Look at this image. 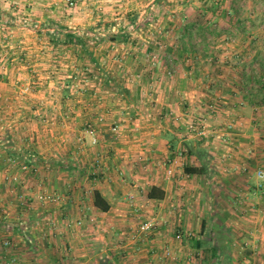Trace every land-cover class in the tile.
Segmentation results:
<instances>
[{"label": "crops", "instance_id": "1", "mask_svg": "<svg viewBox=\"0 0 264 264\" xmlns=\"http://www.w3.org/2000/svg\"><path fill=\"white\" fill-rule=\"evenodd\" d=\"M94 1L78 0L81 11L77 13L74 10L76 16L65 0H0V89L17 84L23 76H27L23 73L25 70L35 68L32 65V56L40 50L39 47H34L35 40H53L49 45L43 46L46 49L44 53L48 51L51 54V58H47L44 64L53 62L59 70H64V66H69L70 69L77 67L79 70L84 67L94 68L91 60L81 59L83 53H86L82 48L67 45L64 40L67 35H75L83 39L88 47L86 37H99L100 41L105 38V33L86 32L87 29H83L86 27L81 26L77 29L61 27L64 22L75 21L77 24L87 20L88 17L82 9L95 6L97 3ZM98 1L102 6L109 1L113 4L123 3L116 0ZM143 1L147 2L146 7L154 6V2L157 4V0ZM214 5L223 7L224 3L215 2ZM12 7L17 8V11L4 13ZM48 9H51V17L44 13ZM117 16L115 20L123 19V16L129 19L132 17L129 11L126 15ZM225 16V13L216 14L218 22ZM170 18L167 17L166 20ZM182 19L186 23L177 35L181 45L175 44L176 36L172 30L158 32V39H170L171 35V43L167 42L159 47L150 44L149 39L152 37L148 35V31L123 34L124 31L119 30L115 35H110L112 40L106 46L109 50L103 51L104 41L87 48L93 57L96 56L94 59L98 65L95 66H103L100 68L103 72L101 78L96 82L99 86L102 84V87H105L107 76L103 69L107 66L106 58L99 57L103 53L134 55L131 64L137 71L145 66L144 52L154 54L156 50L163 49L167 55L172 54L174 59L168 61L165 56L164 65L158 67V71L157 64H152L155 69L151 71L149 78L140 73L134 81L124 80L123 83L127 82L124 88L130 91L128 96L120 94L118 88L112 94L103 95L96 91L89 96L64 95L59 91L46 98L57 107L56 112V109L49 111L53 125L50 128L42 126V130L35 131H31L34 128L30 129L31 117H25L26 124L16 122L27 111L6 109L8 125L0 126V131L16 134V137L18 134L25 135V143L28 140H36V143L21 146L19 143L22 140L16 142L11 138L12 143L9 146L0 144V264H99L101 260L112 264H160V261L162 264H186L195 261L193 252L199 254V250L206 246H213L209 260L219 262L216 248L220 245L215 246L214 241L210 245L206 238L189 241L178 233V236L175 235L179 230L188 232L197 228L202 233L203 223L208 227V222L203 218L199 224L194 223L192 213H185L180 205L186 197L199 198L212 191L215 177L225 167L227 171L232 169L239 174V170L244 171L242 168L246 166V172L250 173L252 170V175L257 169H264V112L259 111L262 109L258 107L252 108L253 99L261 102L264 96H256L255 86L261 84L257 70H254L255 73L249 80H245L244 84L249 83L250 90L246 91L248 96L243 95L246 103L237 101L240 98L237 87L241 86L237 80L240 78L229 81L224 79L223 72L226 69L223 67H217L222 72L213 78L211 85L208 83L209 88L206 89L207 84L196 78L201 62L198 57L195 60L190 57L200 52L218 54V51L214 48L210 51L205 45L198 51L200 45L197 48L198 45L194 44L192 38L202 39L208 34L201 27L199 30L195 29L200 21L191 19L189 13L183 15ZM239 20L243 25V17ZM228 21L232 22L231 19ZM48 22L55 27L50 33L39 29ZM31 25L36 26V29H31ZM224 30L223 33L229 36L238 32L227 28ZM116 39L123 40L119 42ZM147 39L150 45L142 42ZM219 52L225 54L224 51ZM215 59L212 65L218 66V58ZM174 67H186L189 72H183L180 76L170 74L171 77H168L164 74L159 77V70H172ZM110 76L119 81L113 74ZM85 80L89 81L88 78ZM131 82L137 84L135 93L132 91ZM41 83L48 84L46 81ZM0 98L10 100L12 106H15L17 100L14 96L7 95H0ZM35 102L39 106L44 101L38 99ZM38 106H35L37 111ZM3 112L0 111V116ZM129 112H135L133 114L138 117V121L135 118L137 124L130 125L127 121L123 124V116ZM62 117L70 121L67 124L61 122V126L58 125L57 128L54 120ZM193 122L204 123L213 134L207 139L187 136L186 127ZM116 123L121 126V134L118 135L111 131L112 125ZM89 128L94 129L97 136L95 145L91 143ZM55 133L57 143L55 140L52 143L49 137ZM221 136L223 140L218 139ZM226 140H229L228 144ZM198 144L207 154L208 174L190 176L184 172V167L187 164L200 167L201 161L188 156L186 152L191 146ZM181 151H184V155L179 157L177 153ZM20 153L24 157L22 164H28L30 168L21 171V174L15 172L9 162L11 157ZM170 159L174 161L173 177L167 175ZM241 175L238 178L240 181L251 184L248 185V195L259 192L250 176ZM14 177L18 181H14ZM215 182L218 183V180ZM152 187L163 191L164 198L148 199L147 195ZM38 188L56 195L59 201L53 204L38 203ZM95 190L110 204L107 212L94 206ZM129 195L135 197V203L127 200ZM146 214L149 219L153 217V220H159V228L141 236L137 232L138 220ZM194 241H202L203 247L195 248ZM249 242L252 247H264V239L260 243ZM230 244L227 241L225 245Z\"/></svg>", "mask_w": 264, "mask_h": 264}, {"label": "rangeland", "instance_id": "2", "mask_svg": "<svg viewBox=\"0 0 264 264\" xmlns=\"http://www.w3.org/2000/svg\"><path fill=\"white\" fill-rule=\"evenodd\" d=\"M116 1L123 3L113 4L112 1H109L111 6H107L110 5L107 2L104 3L106 4L105 6H102V4H100L98 0H95L94 2L97 3L95 4V6H86L85 9H82L83 11H85L84 13L88 17L87 20H84L81 23L77 22V24L75 21L64 22L61 27L77 29L81 26L86 27L83 28L87 29L85 30L86 32L105 33V38L103 37L100 40L104 41V43H102V47L104 49L103 51L109 50V48H106V46L110 43V40H112L110 38V35H115V33H117V31L119 30L124 31L123 34H126L128 32L134 33L135 31H148V35L152 37L151 39H149V42L150 44L153 43V46L155 47L166 45L167 42L171 43V35L169 36L170 39H158L156 35H159L158 32L172 30L174 31V34L176 36L175 44L177 43L178 45H181V43L178 42L179 38L177 37V35L179 31H182L183 25H185L186 23L182 22V16L189 13V17L191 19L200 21L197 22L198 25L195 29L199 30V28L201 27L202 30H204L208 34V36L202 39L201 37L192 38L194 39L195 45H200L198 51L204 45L210 51H213V48L215 49V51H218V54H215L213 52H200V54L197 53L190 57V59L192 60H195L196 57H198L199 61L201 62V64H199V67L197 68L198 71L196 78H200V81L207 84L205 88L207 87L206 89H208V86L213 83L211 82L213 78L222 72L219 71V68L217 67H223L224 69H226L223 72L224 79H228L229 81V79L240 78L241 81L237 80V82L241 84V86L237 87L240 96L239 100L237 101H240V103H246L244 96H248L246 91L249 92L250 90L248 88L249 83L247 85H245L244 83L246 82V79L249 80L250 77H252V74L255 73L254 70H257L256 74L259 76L261 84H257L255 86L257 94L256 96H264V39L260 37H264V0H157V4L156 2H154V6L151 7H146L145 3L147 2H144L143 0ZM215 2H223L225 6H215ZM75 3V6L69 8L73 9V13H75V15L77 16L76 11L77 13H80L81 9H79L78 0H75ZM12 8L7 9V11L4 13H12L17 11V8ZM218 9H220V11H218ZM50 10L51 9H48V11L44 13H48L47 16L51 17L52 14L50 13ZM128 11L129 15L132 16L130 19L126 16H123V19L115 20L118 18L117 14L126 15ZM223 13L227 14V16L223 17L222 20L220 19L221 22H218L216 14L221 15ZM78 15L82 16L81 14ZM172 16H174V18ZM167 17H171L170 20H166ZM240 17H243V19L245 20V22L243 21V25H241V23L239 22ZM158 18L160 20L156 21L155 19ZM235 18H237L238 21ZM229 19H231L232 24L228 21ZM49 23L51 22L41 25L39 29L46 32L55 29V27ZM30 28L36 29V26L31 25ZM225 28L237 30L238 32L235 35L232 34V36H229L223 33L225 31ZM14 31H16V29ZM248 33L249 37H247ZM91 37L92 36H88L85 38L88 47H93L99 44V37ZM116 40L122 42L123 39ZM46 41H48V43H46ZM147 41L148 39L142 42L145 45H148L149 43H147ZM49 42H53V40H49L48 38L46 40L45 38L42 40H35L34 47L40 48L39 52L37 51L38 53L36 52L32 56V60L34 61L32 62V65L35 68H32L30 71L25 70L23 73L27 74V76H23V79H20L17 84L13 86H4L3 89H0V95L14 96V98L17 99H15L17 102L14 103L15 106H12V103H9L10 100L0 98V111H4L0 116V126L6 127V125H8V122L6 123V109H18V111L20 112L27 111L25 112L24 116L21 115L17 118L16 122L18 124H26L27 121H25L24 119L27 116L31 117V120L29 121V123H31L30 129L34 128V130L31 131H35L36 129L42 130V126H47L50 128L53 125V121L51 120L52 116L51 112L49 111L50 109H56V112L57 107H54L53 102H51L49 98L46 99L47 97L53 96L54 94L56 95L57 92L59 93V91H62L64 95L72 94L73 96H89L91 93L96 91L101 92L103 95H108V93L112 94L113 92H117L119 90H117V88L124 87V85H126L127 82L123 83L124 80L126 81L129 79L134 81V79H137V75H139L140 73L142 76H146V78H149L151 75V71L155 69V66L153 67L152 64H157L156 68L158 71V67H163L164 65L163 62L165 56L167 57L168 61L174 59L172 57V54L168 53L167 55L166 51L164 53L163 49L156 50L154 54H148L144 52L143 55L145 61H143V63L145 66H143V68H139V71H137L135 70V66L131 64L132 56L134 57V55L132 54L129 55L128 53H125L120 55L117 53L107 52L104 55V53L102 52L103 54L99 55L100 53H97L99 57L103 56L104 58H106L107 62L106 68H103L106 71L104 72L107 73V76L105 78V87H102V84L100 86L96 84V82L101 78V73H103L100 69L102 65L100 67H97L94 64V68L93 66L91 68L88 67V69H85L84 67L82 70L77 69V67H73L70 69L69 66H64V70H59L57 69V64H54L53 62H47L44 64V62L47 61V58H51V54H49L48 51L44 53V50L46 49L43 47L49 45ZM199 45L196 47L198 48ZM133 46L134 45H132V47ZM245 47L249 48V50H247V48ZM250 50H252V52ZM219 51H224L225 54H221ZM160 55H162V57H160ZM215 57L218 58V66L212 65L216 60ZM94 58H96V56H94ZM81 59H86L88 61L91 60L86 53H83V57ZM108 60L111 61L108 63ZM119 64H121L122 66H119ZM150 67H152V69ZM177 68L178 67H174L172 68V70H165L162 68L161 71L159 70V77H162L164 74V76L168 77H171L170 74L174 76H180L183 72H189L186 67L180 68L181 70ZM97 72L99 73V76L97 75ZM194 73L195 72L192 73V76H194ZM112 74L119 79L118 82L116 79H113V77L110 76ZM129 75L132 76L129 77ZM85 78H88L89 81H86ZM45 81L48 82V84L41 83ZM58 81L60 82L57 83ZM136 85L137 84H135L134 82H131V86L133 89L132 91L134 93ZM57 88H59V90H57ZM112 88L115 91H113ZM38 99H40V101H44L42 105L38 106L37 102H35ZM135 99L136 97L134 98V100ZM253 103L254 105L252 108L258 107L259 109H262L259 111L264 112V99H262L261 102H255V100L253 99ZM35 106H38L39 111H37ZM40 109H42V111ZM42 112L46 114L43 115ZM133 113L135 112H129L128 114H125L123 116L125 117L123 118L125 119L123 124H125L126 121L130 125L138 123V117L134 116ZM135 118H137V121L135 120ZM69 121L70 120L65 117H62L60 120H58L57 118L54 120L57 128L59 127L58 125L61 126V122L67 124L69 123ZM114 125H118L120 127L119 134H121L120 124H113L112 127ZM205 127L206 129H209L208 126ZM90 129L92 128H89L88 131ZM227 130L229 131L230 129L227 128ZM56 133L49 137L52 140V143L54 140L55 143H57V139H55L57 138ZM10 135H12V137ZM23 137H25V135L22 136L21 134H18L16 137V134H8L5 130H2L0 131V144L5 147L9 146L10 143H12L11 138H13V140L16 142H21L22 140V143H19V145L21 146L27 143L28 145L36 143V140H28V142L25 143V141H23ZM218 139L223 140L222 136ZM226 142L228 144L229 140H226ZM91 143L93 144L92 139ZM50 157L52 158L53 156ZM23 158L24 157L21 156L20 153L15 157H11V160H9V162L12 164L11 166L15 169L14 171L19 174H21V171L23 172L27 169L30 170L28 164L26 166V169H23V166L26 165L22 164L21 160H23ZM226 169V167L223 168L221 174L218 177H215V181L218 180V183H216L215 181L213 182L214 185L212 187V191H210L208 194L201 195L199 198L196 196H192L187 199L186 197L184 198L185 201H183V204L180 205L182 209H184L185 213H192L191 217H193L192 221L195 220L194 223L199 224L202 218L208 222V227L205 229L204 233H201V229L199 230V228H197L196 230H188V232H186L185 230H179L176 231L175 234L176 236H178V233L180 237L184 236V238L186 237L189 241L191 239L195 240L197 238H206L207 242H210V245H213L214 241L215 246L220 245L219 248H216L217 253H219V262H217V260H209L208 257L210 256V250L213 246H206L205 248L199 250V254L193 252L192 254L195 261L192 260L193 263L192 261H190L186 264H264V247H252V243L249 242L258 241L260 243L264 239V192H261L264 189V181L258 179L257 177V172L259 170L264 171V169H257V171L254 172V175H252V170H250V173L246 172V170H248L246 166L242 168L245 169L244 171L241 169L239 170V174L232 169H229V171H227ZM241 173L243 177H251V181L254 187L257 189L259 188V192L254 193L253 195L247 194V190L249 188L248 185L251 184H248V182L246 181H240L238 179ZM16 181H18V179ZM38 189L40 190V193L37 192L39 193V195L36 193L37 197L41 195H49L53 199L51 201L42 202L38 198V203L53 204L59 201V198L56 195H51L47 191L41 190L40 188ZM133 198L134 200L131 201L129 200V196H127V200L130 203L136 202L134 196ZM202 202H204V204ZM189 210L191 212H188ZM147 217L148 214L140 216V220H138L137 232L139 231L140 225L146 222H152L154 229L159 228V226L157 225L159 220H155V218L153 220V217L152 219H149ZM227 241H229V243L231 244L225 245ZM169 254L170 252H168V256ZM227 256L231 257V259H229ZM160 264H162V261H160Z\"/></svg>", "mask_w": 264, "mask_h": 264}, {"label": "trees", "instance_id": "3", "mask_svg": "<svg viewBox=\"0 0 264 264\" xmlns=\"http://www.w3.org/2000/svg\"><path fill=\"white\" fill-rule=\"evenodd\" d=\"M64 43L67 44V45H75V46H79L80 48L83 49V51L86 52V54L89 56V58L91 59V61L96 65V60L94 59L93 57V54L90 53L83 41V39L79 38V37H76L75 35H67L66 36V39L64 40ZM98 65V64H97ZM108 82V81H107ZM118 92L120 94H122L123 96H128L129 94V90L124 88V87H119L118 88ZM188 156H193V157H196L198 160L201 161V166L200 167H197V166H194V165H189L187 164L185 167H184V172L187 174V175H195V174H201V175H207L208 174V171H207V167H208V162L206 161V156L207 154L202 151L200 148H199V144L198 145H195V146H191L189 151L186 152ZM184 154V153H183ZM164 192L161 191L160 189L156 188V187H152L147 195L148 199H163L164 198ZM93 204L94 206L103 211V212H107L110 208V204L108 203V201L106 200V198H104V196L98 191V190H95L94 193H93ZM206 227H205V223H203V226H202V232L204 233ZM193 242V241H192ZM194 246L195 248L197 249H200L201 247H203V243L202 241H194ZM99 264H112L111 262H108V261H100Z\"/></svg>", "mask_w": 264, "mask_h": 264}, {"label": "built area", "instance_id": "4", "mask_svg": "<svg viewBox=\"0 0 264 264\" xmlns=\"http://www.w3.org/2000/svg\"><path fill=\"white\" fill-rule=\"evenodd\" d=\"M66 3L68 4L69 7H73L75 6V0H66ZM111 131L115 134L118 135L120 133V127L118 125H114L111 129ZM89 134L92 137V142L93 144H96L98 139L97 136L95 134L94 129H90ZM213 134L212 131H210L209 129H206L204 123L203 124H197V123H189L186 127V135L187 136H192V137H196V138H200V139H207L209 138V136ZM184 151L178 152L177 155L179 157H182L184 154ZM169 167L167 169V175L169 177H173L174 176V170L172 168L174 161L173 160H169L168 161ZM23 169H26V166H23ZM257 177L260 180L264 181V171L263 170H259L257 172ZM14 180H17V177H14ZM39 200H41L42 202H46V201H51L53 200L49 195H41L38 197ZM129 200H134L133 196L129 195ZM154 229L153 223L152 222H146L143 223L142 225H140L139 227V231L138 234L139 235H144L147 234L149 232H151Z\"/></svg>", "mask_w": 264, "mask_h": 264}]
</instances>
